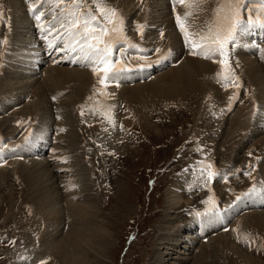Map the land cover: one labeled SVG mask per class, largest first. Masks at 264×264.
Wrapping results in <instances>:
<instances>
[{
    "label": "rangeland",
    "instance_id": "1",
    "mask_svg": "<svg viewBox=\"0 0 264 264\" xmlns=\"http://www.w3.org/2000/svg\"><path fill=\"white\" fill-rule=\"evenodd\" d=\"M2 1H4L5 4H1ZM224 1L228 3L229 7H232L231 0ZM11 4L12 8H14L16 5L22 7V11L19 12V15H16L15 20L13 17L7 16L6 14L4 15L7 18L4 17L0 19V102L2 100L4 101H2L4 104L1 102L4 108L2 109L0 107V113H2L1 118L6 117L7 119V122L0 123V125H2L0 126V151H3V161L7 163V166L4 168L10 166L11 163L14 162V160L20 161L22 163H24L25 161L24 164H28L33 159H38L36 162H44L42 157L37 158L38 156L44 154L47 162L58 167L56 173L59 174L58 178L62 181V184H60L59 182V184L55 186L57 187V190H59V194L62 195L61 198H65L64 200L69 198H75L77 200L78 197L76 198L73 194H75L74 191L79 188L77 187L78 184H75L76 187H67V184L63 182H65L66 178H69V176L71 175L63 174L65 170L61 169V167L68 168V165H71L72 169H75V164L78 161H82L83 165L90 167V169L86 171V174L87 176L89 175L90 179L92 180L91 183L93 182L92 185L89 186V188L93 186L95 194L93 192H83L81 194H83V196L90 195L88 199L92 198L97 200L100 222H103L106 229L109 230L111 237H113V239L111 238L112 246L110 248V251L108 252L107 259L102 262L94 261L95 264H159L157 260V258L160 256L159 253H165V250H167L164 249L166 248V246L158 245L160 242V234L162 233V226L168 219L166 194L171 185L175 184L176 180L184 177V175L189 177L190 179V182H186L188 186V191L190 192V199H188L187 201L189 202H187L183 198L184 200L182 202V207L177 211V214L174 217L180 219L181 222L177 220V223L174 226V230L186 227L188 223H191L189 222L191 220V217L188 216L189 213H186L185 210H188V208L192 207L198 210L200 207L203 206V202L208 201L209 195H207L205 190L207 186H210V188H212L215 193H218V190H220L221 187L227 185L234 189H238L239 187H247L253 184L252 182L246 181V176L243 171L250 168V165L245 166L244 164L247 163L248 160L252 159L250 153L253 152L257 147L250 146L251 143L253 144V142L255 141V143L258 144L259 141L258 139L245 141L247 140V138H245V135H241V131H238L233 136L234 138L232 137V132L228 133V129L225 128L224 133L222 132L224 124L227 123L229 126V124H232V122H234L233 114L229 115V112L224 115L222 113L216 112L217 102L225 100V95H223V92L219 93V95L221 96L218 95L217 97L215 96L214 92L213 94L208 92L206 95L194 94L193 91L196 88H205V83L202 84L199 81V76L195 77L199 81V83L191 85L192 88L186 90L184 94L178 92L169 94L168 92H165L164 97L166 98V100H159L157 102V105L152 108V115H156V117L158 118H155V121L151 125H159L158 128H161V130L158 128H154L153 131H149L148 126L150 125L135 124L131 128H128L127 126L125 127L126 124L124 123L128 121L126 120L127 117H125L124 115L128 110H131L130 107L132 106L130 104L127 105L122 102H108L107 107H105L104 110L103 108L98 109L97 102H99L101 99V101H103L104 98V100L108 99L107 96L100 97L99 94L102 80L101 75H97L96 77H94L93 82L88 87L86 93L82 95L77 101L72 100L71 102V99L68 97L70 95L68 93L69 90H67L65 94H62V99L57 100V98H55V100H53L54 97H52L53 99H51L50 107L53 110L49 108L50 110H48V112L47 110H40V112H38V115H31V112L25 115L24 112H22V108L27 105L28 107L31 106V100H29L30 98L26 97L27 95H29V93L25 95L22 94L21 98H19L18 100L14 99L16 97L15 94L18 93L20 89L24 86V81L26 80V77H29V75H27V71L28 68H31L30 60L35 57V54L38 53L37 51H39L40 48L44 49V47L48 44L47 42L45 44L39 45L37 42L36 38L39 35V31L38 25L37 23H35V16L37 14L42 13L43 15L41 16V20H43L44 24L58 23V29H60V23L64 21L63 16L68 15V12L65 11L66 6L68 5L63 4L64 7H61L60 4L58 7V0H19V2L18 0H12ZM6 6H8L6 4V1L0 0V10L3 11L4 9H7ZM239 6L240 10L245 8L244 12L247 13L245 18L251 19L248 15H257V13L254 12V10L257 8V4L248 2V0H240ZM225 7L226 5L217 4L216 17H220ZM33 18L34 21L32 22ZM130 18L131 16L127 17L128 20H130ZM51 30L52 27H50L48 32H51ZM23 33H25L26 35ZM42 38L43 35H40L39 40H42ZM10 40H12L13 42ZM29 50H31V52ZM6 53H8V55ZM30 53L32 55L29 56L30 60H28L29 58L27 57V54ZM9 64L12 66H10ZM19 66H22L23 69ZM64 69L69 71H78L76 69ZM12 70H15L17 73H19V76L13 73L15 71L11 72ZM7 78L9 79L7 80ZM35 78L36 77L34 76V78L31 79L30 83H34L36 81ZM20 85L22 87H20ZM147 86L148 85H137L136 89L132 90L130 93L133 95H136L135 93L139 94V91L141 92V88L146 87V96L144 97L142 94L140 95V98L146 99L147 95L150 94L149 88ZM126 94L127 92L124 94V96ZM65 95H67L68 99H66V97H63ZM1 97H5V99ZM179 97L183 101L191 102V104H185L177 100L175 101L173 99ZM64 98L66 99V101L64 100ZM8 99L9 101L11 99L14 100V104L6 105ZM154 100L155 99L152 98L146 99L145 101H141V99H139V102L137 103L138 109L143 108L144 105H150ZM94 101L97 102L95 103ZM54 102L56 106H53ZM67 102H69L70 105ZM200 104H204V106ZM62 106L66 107L61 108ZM113 107L114 109H112ZM200 107H204V109L201 112L202 118L198 122L196 111H199ZM7 108L10 109L7 110ZM109 109L112 110L110 111ZM94 111H97L96 114L98 113L99 116L98 114L96 115ZM118 111L120 113H118ZM91 112H93V115L95 114L96 117H98L99 119L95 118V115H92V118H94L93 120L89 114ZM107 112H112L115 114L118 113V115L122 116V121L116 128L117 130L119 129L118 131L114 129L115 131L110 132L111 127H109V125L103 121V118L106 119V117L109 120ZM121 112L124 114H122ZM144 112L147 113L146 111L141 110V119L139 120L140 124L143 119H145L146 124L150 122L147 119L146 115V117L143 116ZM60 113L62 114L58 116ZM5 114H8L9 117H7L8 115ZM39 115V119H41V116L42 118H49L50 116L54 123L51 122V124H48V121H46L45 118L41 120L37 119ZM100 115L103 116L101 117ZM68 118L70 119L69 122ZM150 119L153 120V117L151 116ZM64 120H67L69 128L61 130V128L66 126L62 123ZM124 120L126 122H124ZM36 121L42 122L38 123ZM42 123L44 124L41 125ZM47 124L49 126H47ZM53 124L56 125L53 126ZM209 125L213 128V132L210 134H206L205 131L206 129H208ZM38 126L42 128H37ZM48 128H50L51 130ZM121 128H123V130H120ZM42 129L44 130L42 131ZM40 130L42 133L40 132ZM58 133H61L64 136L59 137ZM76 133L78 137L73 147V150L77 152H75L74 154L73 151H69L68 149L69 145L66 144V139L68 136H65V134L75 136ZM116 133L121 134L118 135ZM225 134H227L229 138L225 137ZM41 137L44 138V140ZM55 138L59 140H53ZM108 138H113L112 140H110L111 143L109 142ZM34 140L36 141V143ZM46 142L48 144H46ZM32 143L35 144V147ZM105 144L107 145V147ZM115 144L118 145L113 148ZM65 145L67 149L66 147H63ZM108 145H110L111 147ZM226 147L228 148L227 151L225 150ZM55 148L56 150L54 154L56 155V157L51 158L52 152ZM65 149L68 151H66ZM31 153L33 155H31ZM257 153L260 154V152ZM63 154L66 156H71V159H68L66 157L63 158ZM225 161L232 162V165L235 163L234 165L239 166V174L230 175L228 172L229 178L227 180L219 182V180L217 179L219 174L222 175L224 169H229L232 166H229V164H224ZM204 163H209L211 166V182H208L207 179L201 176L198 170L199 166L204 165ZM20 166L17 168H13L17 171V174L19 175L15 174L12 169H7L5 173L0 174V264H14L16 260H21L26 257L23 261L18 262V264H24L26 262L27 255L29 254H43L42 256L49 255L51 261H49L48 264H61L59 257V262H57L56 258L53 255L44 252V244L47 238L46 236L51 233L48 230V226L51 221L47 220V217L43 215L45 213V207H43L42 209V206L40 205V202L43 201L44 197H36L37 195L34 192H31V188L29 185H27L24 175L20 170ZM70 171L71 169L69 170V172ZM60 176H62V179ZM193 178H198L199 182H194ZM231 178L234 179L230 181ZM150 179H152V181H150ZM45 182L51 188L53 187V190L56 188L53 186L54 184L51 185L53 182H56V180L51 182L50 179H47V181ZM151 182H154L155 184V189L152 192L148 189V186L152 184ZM89 183L90 182L87 179V184ZM65 188L68 189L71 195H66L65 192L64 194L62 193L61 189H63L64 191ZM73 188L76 189L72 192L71 189ZM33 195H35V197ZM33 202L34 204L32 205ZM185 203L188 205L185 206ZM65 204L66 202L64 201V206ZM210 206L211 205H208L207 208ZM191 210L194 212V209ZM33 212H35L36 214L34 218ZM67 214L70 217L75 214V212H69V210H66L64 208L63 219L64 221L66 220L68 222ZM183 214H186L185 220L183 219ZM61 221L63 222L62 214L61 220L58 222V224H60ZM185 221H187L186 224ZM79 222L81 226H85L86 222ZM77 223L78 222L71 225L76 232H78L79 230L76 226ZM35 225H38V227H36ZM44 225L47 226V229L45 231L46 235L42 231V227ZM254 226L258 227V225ZM70 228V224H67L64 231H62V235L65 234L63 237H65L66 234L70 231ZM174 230L173 233L171 232V234L169 235L170 238H175ZM187 231V229H184L181 234H186ZM256 231L257 233H253V231L250 230L249 233L255 235L256 237L262 234L261 231L257 229ZM43 233V245H41L39 250L32 251L34 246H36L34 248L38 249L39 243H41L39 235H42ZM127 235H130L129 240H131L132 236H134L130 244L126 243ZM219 242L226 241L223 237H220L215 241V243L218 244ZM261 243L264 247V238H262ZM31 245L33 246L32 249ZM200 246L201 245L197 246L196 250L200 251ZM226 247H228L227 243ZM50 248L52 253H56L58 255L55 244L52 243L50 245ZM182 248V246H177L175 250L179 251ZM175 250V255L173 256L177 257L178 252H176ZM196 250H191V257L189 256V258L192 259L189 264H194L196 258H198L197 254H199V252ZM123 251H125V254H123ZM224 253H226V251H224ZM228 254V257H225L227 255H222L224 257H214L212 259H209L210 262L208 261V263H240V259L232 257L231 253ZM215 255L218 254L215 253ZM251 256H260L261 258L264 256V250L262 249L259 252L252 253ZM206 257V255L200 256V262H202V259ZM154 258L156 260H154ZM246 258L248 262H253L248 257ZM171 262H174V260H172ZM257 262L259 263V261Z\"/></svg>",
    "mask_w": 264,
    "mask_h": 264
},
{
    "label": "bare ground",
    "instance_id": "2",
    "mask_svg": "<svg viewBox=\"0 0 264 264\" xmlns=\"http://www.w3.org/2000/svg\"><path fill=\"white\" fill-rule=\"evenodd\" d=\"M5 1H6V4L8 6H6L7 9H4L5 12H3L2 14H6L7 16H11L15 20L16 15H19V12L22 11V7H19L16 5L14 8H12V4H11L12 0H5ZM115 1H117V3H118L117 6L116 7H108V8L115 9L116 12L118 13L117 20H122V22L126 24L127 29L124 27L125 33H127V31L132 30V27H134L135 24H137V25L139 24V26H142V31L144 32L143 37H144V42H145V44H143V45L148 47V48H143V49L147 52L146 55L148 57H152L155 54L156 50L158 49L159 50L158 54H162V55H165V52L171 51L172 52L171 58H172L173 63H176L179 60H182L180 65H178L175 68L169 69L168 71H166L164 73L165 75L162 74L161 76L157 77L156 79H148L144 83H140V84H136V85H130L132 87L127 86L128 88H116L115 86H111L109 83H107L104 86V92H102L100 95H104L106 93H109V95H111V97L116 101V103L122 102V103H125L127 105L130 104L133 107V109H132V107H130L131 110H128V109H127L128 111L126 110L127 112L124 116L128 117V118H126V120L128 122H126L124 120V122H126V123H124V124H126L125 127L127 126L128 128H131L135 124H138V125H150V126H148L149 131H153L154 128H158L159 125H156V124H153V126L151 125L155 121L154 119L158 118V117H156V115H152V112H153L152 108L157 105V102L159 100H162V99L166 100V98L164 97L165 92H168L169 94H172L174 92L184 94L186 90L192 88L191 85L199 83V81H200L202 84L205 83L204 84L205 88H196L193 91L194 94L206 95L208 92L212 93V94L214 92L216 97L219 95L220 91L215 86V84L213 82V78L215 75V68L217 66V59H216L217 57H216L215 50H214L213 46L209 42V39H203V37L214 36L218 32L223 33L224 31H226L223 29H220L218 31L213 30L214 18H215V14H216V7H217V4L224 5L225 3L223 0H221V1L220 0H218V1L217 0H184L183 5L181 6V9L175 10V12H177V15L180 16V18L182 19L181 25H183L184 29L186 30L187 36L185 35V32H182L181 35H178V33L175 32L173 25H172V22H171L172 19H169V17H168V13H167L168 4L164 0H142L141 4L136 2L138 0H115ZM216 1H217V3H216ZM8 2H10V3H8ZM18 2H19V0H18ZM1 4H5L4 1H2ZM15 4H16V2H15ZM2 16H0V19L2 18ZM128 16L129 17L131 16L130 20H128L129 18L127 19ZM30 18H31V16H30ZM21 19H20V21H21ZM23 19H24V17H23ZM113 19L116 20V17H113ZM227 19H231V17H228ZM23 28H21V29H23ZM162 31L164 32V35L161 36ZM23 34H25V33H23ZM23 34H21V35H23ZM12 35H13V32H12ZM28 37H30V36H28ZM10 41H12V40H10ZM194 45H195V47H194ZM231 46L235 48V46H233V44ZM40 49H42V48H40ZM8 50H9V48H8ZM17 50H18V48H17ZM29 51L31 52V50H29ZM12 52H13V48H12ZM194 52L198 53L197 58L194 57V54H193ZM6 54L8 55V53H6ZM233 54H234L235 59H236V61L234 63L235 72H234L233 80L228 82L230 79L221 80L219 78V76H217L216 78L219 79V81L221 82V84L223 85L225 90L234 81H236V83L243 81L249 90H248V92H246V91L240 90L239 87H235L234 90L223 91V93H226L227 97H230L232 94H235V95H237V98L245 97L246 99H248L250 101L253 100L255 97H257L259 99V101L264 104V49L262 51H259V53H258V54H260V56L263 57L262 61H259L254 56L255 54H257L256 51L243 48L242 46L238 47L237 49H234ZM27 55L26 56L29 58V56L32 54L30 53ZM205 56H207L208 58H205ZM31 58H33V57H31ZM5 59H6V57H5ZM28 60H30V58ZM30 61H32V60H30ZM10 66H12V65H10ZM19 67H22V66H19ZM6 69H8V68H6ZM22 69H23V67H22ZM13 71H15V70H12L11 72H13ZM43 71L45 72V74L42 75L41 77L35 76L36 81L34 80L35 81L34 83L33 82L30 83L31 79H33L34 77H32V76L30 78L26 77V80L24 81L25 82L24 86L22 87L20 85V87H22V88L20 89V91L18 90L19 91L18 93L15 94L16 97L14 99L18 100L19 98H21L22 94L25 95V94L29 93V95H27L26 97L27 98L29 97L30 98L29 100H31L30 101L31 106H29L31 108H29L28 105L22 108V112H24L25 115L29 114L30 112H31V115H34V114L38 115V112H40V110H42V111L47 110V112H48V110H50L49 108H51L50 104H51V99H53L52 97H56L57 100L62 99L61 98L62 94L63 93L65 94V92H67V90H69L68 93L70 95L68 94L69 95L68 97L71 99V102H72V100L77 101L82 95H84L86 93V91L88 90V87L93 82V76L91 75L92 72L89 74L87 71H80V70L69 71V70H66V69L60 68V67L59 68L58 67H51V68H47ZM43 71H41V73ZM13 73H15L17 76H19V73H17L16 71ZM27 73H28V71H27ZM196 76H199V81L195 78ZM12 78H13V76H12ZM8 79L9 78H7V80ZM151 80H153V81H151ZM18 84H17V86H18ZM137 85H139V86L148 85L147 87L149 88L150 94L147 95L146 99H151V98L155 99L154 101H152V103L150 105H144V107L141 109H138L137 103L139 102V99H141V101L146 100L144 98H140V95L142 94L145 97L147 92H146V87H143V88H141V92L139 91V94H137V93H135L136 95L131 94L130 92L132 90L136 89ZM121 87H123V86H121ZM126 92H127V94L124 96V94ZM97 96H98V94H97ZM219 96H221V95H219ZM63 97H66V99H68L67 95H65ZM94 97H95V95H94ZM1 98H3V97H1ZM7 98H10V97H7ZM3 99H5V97ZM12 99L10 101L8 99V102L6 103V105L14 104L15 101ZM66 99L64 98L65 101H66ZM94 99H96V98H94ZM104 99H103V101H104ZM173 99L175 101L177 100V101H180V102L185 103V104H187V103L191 104V102L183 101L180 97L179 98H173ZM97 101H99V100H97ZM1 102H0V104H1L0 107L4 108L3 107L4 101L2 102L3 104ZM67 103L69 104V102H67ZM97 104H98V102H97ZM109 104H108V106H109ZM152 104H153V106H152ZM200 105L204 106V104H200ZM12 106H14V105H12ZM53 106H56L55 102H54ZM65 107L62 106L61 108H65ZM9 109L10 108H7V110H9ZM100 109H102V108H100ZM104 109L105 108H103V110ZM112 109H114V107ZM119 109H121V108H119ZM14 110H15V107H14ZM19 110H20V108H19ZM103 110H101V111H103ZM141 110H144L147 112V113H145V112L143 113V116L146 115L147 119L150 121L147 124L145 122V119H143L141 121V124L139 123V120L141 119ZM61 111H63V110H61ZM63 112H65V111H63ZM96 112H95V114H96ZM201 112H202V107L199 108V111L198 110L196 111L198 122L202 118ZM247 112H248V107L241 108L240 111L238 112V114L236 115V120H234V122H232V124H229V126L227 123L224 124V126L222 128V132L224 133V129L226 128L229 131L228 133L232 132V137H233L240 129L245 130V131H241L243 134H245V138H247V140H245V141L258 139V141H259L258 144L255 143V141L254 142L252 141L253 144L251 143L250 146H257V149L264 150V120H261L259 118L256 119L255 116L247 115ZM5 113H7V112H5ZM107 113H109V112H107ZM110 113H112V112H110ZM118 113H120V112L118 111ZM118 113H116V115H118ZM1 114L2 113H0V123L7 122L6 117L1 118L2 117ZM61 114L62 113H60L58 116H60ZM89 114L92 118L93 112H91ZM122 114H124V113H122ZM5 115H8V114H5ZM96 115L94 117L98 118V117H96ZM47 116H48V114H47ZM98 116H99V114H98ZM151 116L153 117V120L150 119ZM7 117H9V115ZM28 117H27V119H28ZM62 117H60V118H62ZM113 117H114L113 115L109 116V120L107 119V117H106V119L103 118V121L105 123H107L109 125V127H111L110 132L115 131L114 129H116L117 126L119 125V123H121V121H122L121 120L122 116H118L116 122H115ZM14 118H15V116H14ZM39 118H40V115L37 119H39ZM43 118H45V117H43ZM43 118L41 116V119H43ZM49 118H50V116H49ZM49 118L46 117L45 120L48 121V124H51V122H53V120H52V118H50V119ZM124 118H122V119H124ZM41 119H39V120H41ZM92 119L94 120V118H92ZM69 120L70 119L68 118V122H69ZM23 121H25V120H23ZM30 121H32V120H30ZM38 121H36V122H38ZM46 121H45V123H46ZM54 121H55V119H54ZM41 122L42 121H40L38 123H41ZM68 122H67V120H64L62 122L66 126L61 128V130L69 128ZM95 122H97V121H95ZM43 124L44 123H42L41 125H43ZM48 124H47V126H49ZM102 124H104V123H102ZM54 125H56V124H53V126ZM0 126H2V125H0ZM125 127H123V128H125ZM37 128H42V127L38 126ZM123 128H121L120 130H123ZM44 129H42V131ZM48 129H50V128H48ZM100 129H101V127H100ZM158 129L161 130V128H158ZM209 129L211 130L210 126L208 127L207 130L210 131ZM40 132H41V130H40ZM56 132H57V130H56ZM225 132H227V131H225ZM38 133H39V131H38ZM116 134L119 135L121 133H116ZM227 134H225V137L229 138V136H227ZM66 135L68 136L66 139V141H67L66 144L69 145L68 149H69V151H73L75 154V152H77V151L73 150V147L77 141V137H78L77 133L75 134V136L65 134V136ZM58 136L62 137L64 135H62L61 133H58ZM81 137H83V136H81ZM44 138H42V139L44 140ZM112 139H109V142ZM53 140H57V138H55ZM36 141H37V138H36ZM36 141H35V143H36ZM38 143H40V142H38ZM124 143H123V145H124ZM46 144H48V143L46 142ZM102 144H103V142H102ZM29 145H31V144H29ZM116 145H118V144H115L113 148H115ZM33 146L35 147V144H33ZM108 146H110V145H108ZM238 146H239V144H238ZM63 147H66V145ZM63 147H61V148H63ZM106 147H107V145H106ZM120 147H122V146H120ZM66 149H67V147H66ZM55 150H56V148L53 150L51 158L56 157V155L54 154ZM225 150L227 151L228 148L226 147ZM66 151H68V150H66ZM25 155H26V152H25ZM31 155H33V154L31 153ZM39 157H42L44 160H46L44 154H42L41 156H38L37 158H39ZM64 157L71 159V156H68V155L67 156L64 155L63 158ZM24 160H26V159H24ZM37 160L33 159L28 164H24L25 161H24V163H22L20 161L14 160V162H12L11 165L8 166L7 168H2L0 166V174L5 173V171L7 169H12V171L15 174H17V171L14 170L13 168H15V167L17 168L21 164H23L20 166V170L22 171V173L24 175V178H25L27 185L30 186L31 192L32 193L34 192L37 195L36 197H44L43 201L40 202L41 203L40 205L42 206V209H43V207H45L44 208L45 213L43 215L47 217V220L51 221L49 223V226H48V230L51 233H49L46 236L47 238H46V241L44 244V249H45L44 252L53 255L56 258L57 262H59V260L61 261L60 262L61 264H95L94 261L102 262V261L106 260L108 257V252L110 251V248L112 246L111 245V238L113 239V237H111L109 230L106 229L103 222H100V217H99V212H98V207H97V204H98L97 200L92 199V198L88 199L90 195L83 196V194H81L83 192H93L95 194L93 186L90 187L91 189L89 188V186L92 185L93 182L91 183L92 180L90 179L89 175L87 176V174H86V171L89 170L90 167L83 165L82 161H78L75 164V169H72L71 165H68V168H62L61 167V169L65 170L63 172V174L71 175V176H69V178H66V181L64 180L65 182H63V183H66L67 187H74V186L76 187L75 184H78L77 187H79L78 189H76V188L71 189L72 192H73V190L76 189L74 191L75 194H73V195L76 198L77 197L79 198V200L77 198L78 201L75 198H69V199L64 200L65 198H61L62 195L59 194V190H57V187L55 186V185L59 184V182H60V184H62V181L59 180V178H58L59 174L56 173V171L58 170V167L56 165L50 164L47 161L36 162ZM53 166H54V169H53ZM63 167H65V166H63ZM70 169H71V171L69 172ZM228 172H229V170H228ZM259 172L264 176V164H260ZM17 175H19V174H17ZM65 176H63V177H65ZM74 176H76V177H74ZM60 177L62 179V176H60ZM47 179H50L51 182L56 180V182H53L51 184V185L54 184L53 186L56 187L54 190L52 189L53 187L51 188L49 185L46 184L45 181H47ZM87 179L90 182L89 184H87ZM78 181H79V183H78ZM180 182L181 181H178L176 184H173L174 186L171 185V187L169 188V190L166 194V196H167L166 206L168 208V212H167L168 213V219L164 223V225L162 226L163 227L162 233L160 234V239H159L160 242L158 245L166 246V248H164V249H167V250H165L166 251L165 253H162V252L159 253L160 256L157 258L159 264H189L191 259H192V258H189V256L191 257L190 246H192V249H194L193 251H195L196 247L199 246V244H197L196 246H193L195 244V241L199 242L200 240H204V239L208 240V237L209 238L211 237V239H210L211 241L208 240V243H202L200 246L201 247L200 251L196 250L199 252V254H197L198 258H196L194 264H205V263L207 264L209 259H212L214 257H224L225 256L224 251H226V253L227 252L232 253V257H234V258L240 259L239 264H264V257H262V258L256 257V256L252 257L251 253L247 254V253H244L243 251L239 250L236 247V244L234 242L230 243L228 241V238H230L229 234L220 235L218 237L208 236L209 234H207L206 232L205 233L199 232L197 230L193 231V230H195L194 229L195 224L193 222L188 223V225L186 227L174 230V226L176 225L177 220L181 222L180 219H177L174 217L176 216L177 211L182 207V202L185 199V196H184L185 191L181 190ZM84 187H86V188H84ZM61 190H62L63 194H64V192L66 193V195L70 194L68 189H66V188L64 191H63V189H61ZM33 196L35 197V195H33ZM96 196H97V193H96ZM98 197H99V195H98ZM64 201L66 202L65 206H64ZM185 201H187V200H185ZM187 202H189V201H187ZM33 204H34V202L32 203V205ZM64 208L66 210H69V212L70 211L75 212V214H73L70 217L67 214L68 222L66 220L64 221V219H63ZM245 210H251V208H246ZM36 212H37V209H36ZM61 214H62L63 222L61 221V223L58 224V222L61 220ZM35 215H36L35 212H33V218L35 217ZM70 218H71V220H70ZM243 220H244V223H242V225L239 227V231H243L245 228L250 227V228H255V229L261 231V233L264 235V210L260 211V212L259 211H253L251 213H248L247 215H245V217H243ZM36 221H37V219H36ZM79 221L86 222L85 226L84 227L81 226ZM182 221H184V220H182ZM76 222H78L76 225L79 229L78 232H76L75 229L72 228V226H71V225L75 224ZM180 222H179V225H180ZM67 224H70L71 228H70L69 232L67 229L68 233L66 234L65 237H63L65 234L62 235V231H64ZM185 224H186V222H185ZM184 225H182V226H184ZM208 225L210 226V224H208ZM254 225H258V227L254 226ZM35 226L38 227V225H35ZM46 229H47V226L44 225L42 227V231L45 233V235H46V232H45ZM184 229H187L188 231L186 232V234H181V232ZM173 230L175 233L174 234L175 238H170L169 235L171 234V232L173 233ZM36 231H38V230H36ZM232 231L235 234L238 233V229L236 228V226H234ZM44 233L42 235H39V237L42 241L40 240L41 243H39L38 249L34 248L36 246L33 247L31 245V249L33 247L32 251L39 250L41 245H43ZM220 237H223L226 242H219L218 244L215 243V241L217 239H219ZM32 243H35V242H32ZM52 243L55 244L56 251H57L58 255L56 253L51 252L50 245ZM226 243L228 244V247H226ZM237 243H239V242H237ZM177 246H182L183 248L179 251H176L175 248ZM160 247H162V246H160ZM174 250L176 252H178L177 257L173 256V255H175ZM159 251H160V249H159ZM28 252H30V251H28ZM28 252H26V253H28ZM215 253H217L218 255H215ZM42 255L43 254H38V255L29 254V255H27V259H26V262L24 264H42L45 261L46 262L51 261V258L49 257V255H45V256H42ZM205 255L207 257L203 258L202 262H200L201 261L200 256H205ZM222 255H224V256H222ZM58 257H59V260H58ZM225 257H228V255ZM246 257H248L253 262H248ZM94 258L97 260H95ZM155 258H154V260H156ZM172 260H174V262H171ZM257 261H259V263ZM18 262L19 261H16L14 264H18Z\"/></svg>",
    "mask_w": 264,
    "mask_h": 264
},
{
    "label": "snow or ice",
    "instance_id": "3",
    "mask_svg": "<svg viewBox=\"0 0 264 264\" xmlns=\"http://www.w3.org/2000/svg\"><path fill=\"white\" fill-rule=\"evenodd\" d=\"M94 4L97 5V13L99 16L88 9L86 12L82 11V6L86 3V0H58L57 6L60 4L70 5L71 7H66L65 11L68 12V22L64 24L61 22L60 28L64 29L68 36L72 37L69 42V47L74 48V46L81 41L84 42V47L87 48L92 56V63L100 64L103 71L108 73V65L114 63L110 58L113 56L116 49L112 46V40L115 39V33L117 32V21L113 17H117L118 13L115 9L106 8L98 3V0H92ZM184 0H181L183 3ZM233 13L232 19L226 31L223 33L218 32L214 36L203 37V39H209L211 44L216 45V51H219L221 55H226L224 50V45L228 40H235V34L237 32V26L240 24V0H231ZM0 12V16H2ZM43 14L35 16V19L39 20ZM100 17L104 18L107 23H102ZM178 23L180 18L177 17ZM122 23V20L119 21ZM107 24H112L109 28ZM181 31L187 32L181 25ZM108 37V39H105ZM89 41H96V43H89ZM102 45V46H100ZM195 47V45H194ZM198 54V53H193ZM205 58H208L205 56ZM93 71L96 72V68L93 67ZM99 74V73H97ZM115 73H111L114 76ZM110 78L106 75L105 79ZM104 83V79L101 80Z\"/></svg>",
    "mask_w": 264,
    "mask_h": 264
}]
</instances>
